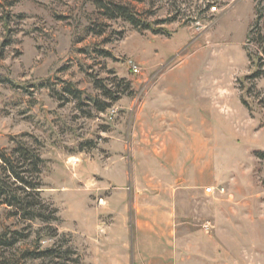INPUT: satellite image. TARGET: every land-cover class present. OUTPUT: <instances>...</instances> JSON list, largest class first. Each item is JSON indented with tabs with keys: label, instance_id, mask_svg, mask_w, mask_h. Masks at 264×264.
<instances>
[{
	"label": "rangeland",
	"instance_id": "rangeland-1",
	"mask_svg": "<svg viewBox=\"0 0 264 264\" xmlns=\"http://www.w3.org/2000/svg\"><path fill=\"white\" fill-rule=\"evenodd\" d=\"M114 1L169 36L106 20L90 0H0V150L21 137L39 149L42 199L81 264H134L147 207L187 257L169 264H264V76L248 79L247 57L260 55L247 34L259 13L264 34V0ZM95 80L129 91L100 113ZM16 231L19 250L52 244L0 208V237Z\"/></svg>",
	"mask_w": 264,
	"mask_h": 264
},
{
	"label": "trees",
	"instance_id": "trees-1",
	"mask_svg": "<svg viewBox=\"0 0 264 264\" xmlns=\"http://www.w3.org/2000/svg\"><path fill=\"white\" fill-rule=\"evenodd\" d=\"M90 1L106 20H121L139 31L148 30L156 35L169 36L166 29H155L151 24L138 19L134 9L129 5L117 3L114 0ZM132 1L141 2V0ZM13 5L11 4L10 7ZM260 16L259 13V18L256 20L252 32L247 34L248 43L257 44L260 55H262H256L255 58L252 53L247 52V57L256 68L255 72L248 77L251 81L264 76V34L259 28ZM168 21L172 20L160 23L163 24ZM101 54L104 57H112L111 54L104 51ZM94 87L104 100L95 98L90 101V104L95 111L100 113L105 112L129 91L128 85L121 91L108 89L99 80L94 81ZM64 92L77 101L78 105H85L82 104L80 91L68 86ZM242 104L249 109L244 100H242ZM261 105L264 106V101ZM21 138L13 142L10 151L0 150V208L6 209L9 217L19 219L24 223L37 222L42 224L47 231L46 237L52 240V244L46 248H41L39 240H35L32 248L19 250L17 247L27 241L24 240L27 236H22L17 231L3 234L0 237V264H20L21 262L24 264L33 261L40 264H81V259L71 247L70 241L61 240L56 228L60 221L57 216L58 211L42 199L41 177L45 162L41 158L39 149L21 141ZM256 156L264 160V152L258 153Z\"/></svg>",
	"mask_w": 264,
	"mask_h": 264
},
{
	"label": "crops",
	"instance_id": "crops-1",
	"mask_svg": "<svg viewBox=\"0 0 264 264\" xmlns=\"http://www.w3.org/2000/svg\"><path fill=\"white\" fill-rule=\"evenodd\" d=\"M146 213H148L146 221L142 222L136 217L133 222V236L131 238L132 242L130 241V248L134 251V264H169L170 260H177L180 257L182 259L184 258V260L187 259L184 254H181L177 258L176 252L171 250L175 241L167 239V226H165L162 222V220H164L165 213L155 207H147ZM114 225L111 232L107 230L108 233H110L109 235L112 234L111 240H108V243L110 248L116 246L115 249L111 251L114 255H118V257L116 256L114 259L126 262L127 258L125 257L127 254L123 247L120 250L117 245L113 244V240L116 237ZM122 229L126 230V227H122ZM129 233L131 234V228ZM121 246L127 247V244L122 242ZM189 253L192 255L196 254L195 251H191Z\"/></svg>",
	"mask_w": 264,
	"mask_h": 264
},
{
	"label": "built area",
	"instance_id": "built-area-1",
	"mask_svg": "<svg viewBox=\"0 0 264 264\" xmlns=\"http://www.w3.org/2000/svg\"><path fill=\"white\" fill-rule=\"evenodd\" d=\"M206 194H213V193H217L219 195H222L224 193V189L223 188H219L217 190H215L214 188H207L205 190Z\"/></svg>",
	"mask_w": 264,
	"mask_h": 264
}]
</instances>
